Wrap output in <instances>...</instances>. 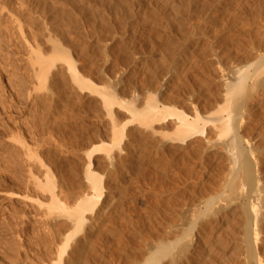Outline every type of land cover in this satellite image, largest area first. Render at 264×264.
<instances>
[{
    "label": "bare ground",
    "instance_id": "6f19581e",
    "mask_svg": "<svg viewBox=\"0 0 264 264\" xmlns=\"http://www.w3.org/2000/svg\"><path fill=\"white\" fill-rule=\"evenodd\" d=\"M146 1L147 0H142V3H144L145 6H146ZM198 1L199 0H193V2H194L193 7L194 8L198 7V5H199ZM220 1L218 3H220ZM145 6L143 7V11H142L143 14L145 11L144 8H146ZM157 7L162 8L163 5L161 7L160 5L158 6V4H157ZM214 7L215 6L213 5V8ZM216 7H215V9H213L212 13L215 12L214 10H216ZM28 8H30V7H28ZM74 8H75V6H74ZM242 8H240V9H242ZM173 9H174V7L172 8V11H173ZM78 10H80V9H78ZM8 11H10L11 12L10 14L15 17L14 20H16V23L18 24V28L20 29V27H22V24H21L22 21H20L21 16L18 14V17H20V18H18L17 16L14 15L16 12L14 14H12L13 10H8ZM22 11L23 10H21V12ZM80 11H78L79 14H80ZM175 11H176V9H175ZM222 11L223 10H221V12ZM225 11H227V10H224V13L223 12L222 13L226 14ZM221 12H220V14H221ZM259 12H261V11H259ZM210 13H211V11H210ZM214 14L216 15V13H214ZM218 14L219 13H217V16H218ZM25 15H27V14H25ZM260 15L261 14H259V16ZM69 16H71V15H69ZM38 17L40 18V16H38ZM212 17H213V15H212ZM219 17L220 16L214 17L212 19H205L203 17L202 18L204 19L205 22L206 21L209 22V24H211V26H212V24L214 25V22L216 24V22H218V20H220V19H218ZM27 18H29V17H27ZM208 18H211V17L209 16ZM235 18L237 19L236 16H235ZM49 19H50V17H49ZM63 19H61V21ZM157 19H159V18H157ZM239 19H240V17H239ZM12 20H13V18H12ZM25 20H27V19H25ZM77 20L79 21V19H77ZM155 20L156 19H154V21ZM225 20H226V18H225ZM8 21H10V20H8ZM67 21H66V23H67ZM170 21H172V20L170 19ZM180 21H181V19H180ZM48 22H50V21H48ZM156 22L158 23L159 20H157ZM205 22H203V23H205ZM211 22H213V23H211ZM234 22H235V19H234ZM239 22H241V19ZM5 23H7V22H5ZM13 23H15V22H13ZM25 23L28 24L27 21ZM33 23H35V22H33ZM33 23H31V25ZM66 23H65V26H63L61 23H59L63 27L61 25H59V26H61V27H58V29L60 31L58 29L57 30L55 29L56 30L55 33H57V31H59V33H57V35L61 34L62 37L64 38V43L68 42V44H70L68 46H70V48L71 47L73 48V50H72L73 52L71 51L72 53H69V51H68L69 47L66 48L67 45L65 47V46H63L64 45L63 42H62L63 45L59 42V39H61L60 37L56 38L57 35L55 37V36L51 35V33L48 36L46 35L48 37V39L45 38V40L47 39L46 40L47 44L48 43L50 44V47L48 45V48H50V49L47 48L48 49L47 52H49V50H51L49 53H47L45 51V49H44L45 52L43 51V48L41 49V47H42L41 45H43V44H41V45L38 44L40 42L38 40L33 39L34 36L32 37V40H35V42L33 41L34 45L28 43V45H30L29 46L30 52L28 51L29 57H27L28 58L27 62L29 63V65H31L32 70H34V71H32V74L34 73L35 76L37 77V78H35V76H34V78L38 79V81H41V82L45 81L47 78V75L51 71V69L53 70V68L55 69V67H56V69H58V70H56V73L53 72L52 74H54V73H55V75L58 74L59 75L58 79H60V80H61V78L63 80L65 78V75L66 76L68 75L67 77L69 79H67V80H69L70 83L72 84L71 87L72 86L74 87V88L72 87L73 89H75L74 93L77 91L80 93V95L83 93L84 94L87 93L88 95H95L96 98H95V96H91V97H94L95 99H97V98L99 99V102L101 103V105L104 109L103 111L106 112L105 113L106 115L107 114H113L114 112H116V113L113 115H116L117 112H121L122 114L125 115V116L121 115V116H123V119L125 117H127V118L125 121H123V123H121V125L120 124L117 125L115 122H112L114 117L111 119V124H110L111 129H110V133H109L110 139L108 140V142L106 140L104 141V139H106V137L105 138L102 137V139L101 138L99 139V137H96V138L94 137L95 139L92 138L93 141L92 140L90 141L91 142L90 147L88 146L89 147L88 150L86 152L84 151L85 153H83V155L85 156L84 158H86L84 161L87 162V164L85 162V165H87V166L85 167V169L83 168V172H82L83 177L81 176L82 177L81 181L83 182L82 185H85V189L82 190L79 187L75 186L77 189L82 190V191L78 190L81 193L77 192L76 191L77 189L76 190L73 189V186L75 183L73 182L74 183L73 184L71 181H69L70 179L68 181L71 182V184H73V186L70 184L72 186V189H71V187L67 186V184L69 185V182L67 184L65 183L66 185H64L65 186L64 187L63 184L62 185L59 183L57 184V182L54 180L53 176H51L48 172H46V173L43 172L45 174V175L42 174V175H44V181H43V183H42V181L38 182V186L43 189V191H41V193L42 192L44 193L45 191H47V193H49V196H50V199H49L50 203L46 204L47 206L45 207V208H47L46 209L47 211L44 209L43 210L46 211V213H48V216L50 215L49 216L50 218L52 217L51 218L52 221L54 219H61V220L64 219L65 224L69 225V226L67 225V227L68 228L71 227L70 232H67L66 226H65L66 227L65 229H64V227H62L63 228L62 231L65 234H62L61 232L58 234V235H60L59 237H61L63 235L64 236L61 239L59 238L60 241L62 239H63V241H62V243H60L59 246L57 245L58 246V252H57V256H55L56 260L53 261L52 264H90V263H88V262H90L88 259V256L85 255L86 251L88 250L87 248H89L91 246L94 247L96 242L100 238H102L101 237L102 234H105V233L108 234L109 232L111 233V230L113 229L111 225L106 227V225H107L106 223L108 221L109 222L111 221L112 213L114 211L113 202H114L115 197H114V195L111 194V192H110L111 190H108V188L111 186L109 185L110 184L109 180H108V184H107L109 187L106 185V181H104L105 176L106 177L110 176L114 180L118 181L121 177H123L125 175V173L128 174L129 170L132 169L133 166L142 167V168L148 166V164L153 165V167L155 165L160 166V163L162 162V159H163L162 157L165 156V154L169 155V156L171 155L172 159L173 158L176 159V158L180 157L183 160L188 155L192 156V158L195 159L193 162H191V163H193L192 166H194V168H192L190 166L192 168V171H195V170L197 172L199 171L201 173V176H203L204 178H208L210 173L213 171V168H216V166L218 167V165H220V164L224 163L227 166L228 170L224 174L222 179L219 180V182L218 181L214 182V184L219 183L217 186L216 185L214 186L213 182H212L211 184L214 187L210 188L211 186L209 184V186H210V187L208 186L209 189H208V187H207V190L203 189L202 191H204V192L202 194L199 193L201 195H199L197 197V199L195 197V200L192 203V205H190V206L188 205V207L184 210V212L182 211V213H184V214H182L183 216L181 215L179 217H182V220H184V222L178 223V221H177V222H173V224H171V222H170V224H169V222H168L169 220H168L167 222L169 225L166 226V228H165V226L164 227L162 226L163 229L165 228V230L164 231L162 230L163 232L161 231L162 232V233L160 232L161 234L158 233L159 236L154 241L155 242L154 246L151 247V244H150L151 249L149 248L150 250H149L148 255L145 256L146 257L145 259L142 258V259H144V261L139 263V264H218V263H220V262H218L220 259L224 260V258H226L225 257L226 254L224 251H226V252L230 251V252L234 253L233 254L234 257L236 256L238 259H241L242 262L239 264H264V19H263V23L261 22L262 25L260 24L261 25L260 27H262V30L261 31L259 30L258 34L255 32L256 35L258 36V38L256 40L257 42L255 40L252 42L253 46H252V49L251 48L250 49L253 52H251V51L249 52V50L247 52V50H246V52H242V55H240L238 53L240 56L237 57V60L235 61L236 63L233 61L234 64L232 65V67L230 66L231 68L228 69L227 71H226L227 68L224 69L222 67L221 57L218 56L220 51L218 50L219 52L217 53V51H216L217 49L215 50V48L213 46L214 44H211L210 41H209L210 45L207 44L208 48H209V52H210L209 54L210 55L207 57H202V56H205V54L202 56L197 55L196 49L202 43V40H203L202 38H206L207 35H205V33L203 31H200L202 29V27L199 28L197 23H195V22L194 23H192V21L188 22V24H190V26L187 24L188 29L186 28V30H188L187 31L188 35L185 33L186 38L184 37L185 39L183 40V42H181L179 44V46L173 45V46H176V48H178L179 50L176 53L171 52L172 53L171 55H166L165 53H163L164 50L163 51L161 50L163 47L168 46V44H167L168 41H166V43H165L164 41L167 39L164 38L165 40H161L163 38H161V36H159V34H158L160 39H157V40L160 41V43H161L160 46H162V48L161 49L158 48V50H155L156 52L154 51L155 53H152V54H150V52H149V51H151L150 48H149L150 50L148 51L150 56H152V57L154 56V58L157 60L158 64H155L156 60L154 62L151 61V59H150L151 57L150 58L146 57L144 50L147 51L148 48L145 45H143L145 47H142L143 41H141V40L147 38L148 34H146V32L144 31L145 28H143V29L140 28L138 35H137V42L138 43L137 44L134 43V44H136V45H134L135 47L132 46L134 48L132 51L134 52L136 50L135 53L132 52L133 53L132 55L135 58H134V61L131 60L133 63L131 61H130V63L133 64L132 66L135 69L136 74H134V75L136 76L138 74L139 80H143V83H141V84L142 85L146 84V83L147 84L144 85L145 86L144 87V93H141L142 96H139L137 94L138 92L137 93L136 92L131 93L130 92L131 90L126 92L127 95L123 94V95H126L127 98L129 97L128 94H132V97H130V99H127V100H123L122 99L123 96H121V98H120L119 97L120 94H117V92H115L114 90L108 89L107 88L108 85H106V84H105L106 86L103 85V83L107 82V79H105L106 82L103 81L104 78L101 79V81H103V82H101L103 86H101L100 81L96 79L100 83V84H98L100 86H98L97 81H96L97 83H95V81H92V79H90L91 76L88 77L89 74L87 72H85L87 70V69H85V67L86 68L90 67V69H92V71L93 70L99 71V68H100V66H96V67L94 66L95 64L99 65V63L97 64L95 62L96 60H94L95 59L94 57H96L98 55L97 54L98 52L97 53L95 52L96 53V55H95V53L93 54V53H90V51H89V50H91L90 48L92 47V45L95 43H93L90 46V45H88V43L84 42L85 39L82 38V36H81L82 34L81 35L79 34V31H80L79 28H78L79 30H76V31H78V33L74 32V26L79 25V24H75L73 26V29H71L72 30L71 31L69 26H67L68 23H67V25H66ZM69 23H70L69 25H71L70 21H69ZM72 23L74 24L76 22H72ZM157 23H154V24H157ZM176 23H178V22L176 21ZM203 23H202V25H203ZM224 23H225V21H224ZM43 24H44V22H43ZM46 24H44V25L47 27ZM100 24H102V23H100ZM181 24H182V22H181ZM31 25H29V27ZM53 25L55 26V24H53ZM86 25H87V23H86ZM126 25H127V23H126ZM177 25H179V24H177ZM164 26H166V25H164ZM164 26L163 27L161 26L162 29L164 28ZM181 26H184V25H181ZM204 26H203V28H204ZM2 27H4V26H2ZM70 27H72V26H70ZM76 27L77 26H75V28ZM79 27H80V25H79ZM104 27H105V25L102 26L103 32H104V29H103ZM109 27L107 28V26H106L105 29L110 34L112 33L114 35L115 34V32L113 33L114 29L112 31V27L111 28H109ZM161 27H160L161 32H163L164 30L167 29V28H165L164 30H162ZM84 28H86V27H84ZM97 28H99V27H97ZM117 28L120 29L119 27H117ZM154 28L156 29L155 26H154ZM215 28H216V26H215ZM257 28H258V26H257ZM118 29L117 30L115 29V31H118ZM179 29H181V28L179 27ZM212 30H213V28H212ZM6 31H7V29H6ZM10 31H11V29H10ZM18 31H19L18 33H20L21 29ZM82 31L83 30H81V33H83ZM90 31H93V30L90 29ZM95 31H96V33L98 32V30H96V29H95ZM151 31H153V30H151ZM156 31L158 32V29H156ZM25 32H27V31H25ZM35 32H33V33H35ZM49 32H52L51 29H50V31H48V33ZM71 32H73L75 34L71 35ZM247 32H249V31H247ZM33 33H31V34L33 35ZM88 33L89 32H87V35H88ZM92 33H95V32H92ZM92 33H90V34H92ZM118 33L119 32H117V34ZM213 33H214V30H213ZM216 33H219V32H216ZM28 34H25V35L28 36ZM22 35L23 34H21L19 36H22ZM105 35L107 36V34H105ZM111 35L109 36V38L111 37ZM146 35H147V37H146ZM217 35H212L211 37H214ZM37 36H35V37H37ZM41 36H42V34H41ZM106 36H104V33H103L102 38H104ZM121 36H123V35H120V38L122 40L124 37L122 38ZM168 36H169V34H168ZM200 36L202 38H200ZM249 36H251V34ZM207 37H208L207 39L210 38L209 36H207ZM88 38H91V36L89 35ZM95 38L96 37L94 36V39ZM102 38H100V40ZM106 38L108 40V36ZM106 38L102 39L101 42L103 40H106ZM214 38H216V37H214ZM29 39L31 40V37ZM96 39L99 40L98 37ZM118 39H119V37H118ZM26 40H28V37ZM100 40H99V44H100ZM146 40L148 41V39H146ZM212 40H213V38H212ZM36 41H38V42H36ZM106 41L104 43L108 44L110 39L108 42H106ZM122 41L125 44L124 40H122ZM125 41H126V39H125ZM140 41L142 42V44ZM147 41H146V43H147ZM149 41H150V39H149ZM151 41H152L153 45L157 44L156 42H153V40H151ZM229 41H231V40L229 39ZM29 42L31 43V41H29ZM88 42H89V40H88ZM218 42H219V40H218ZM41 43H42V41H41ZM111 43H113V42H111ZM118 43H117V45H118ZM181 44H183V45L180 46ZM252 44H250V47ZM44 45H45V43H44ZM117 45H115V46L117 47ZM153 45H152V47L150 46L152 48V50H153ZM171 45L172 44H170V46ZM216 45H217V43H216ZM216 45H215V47H216ZM88 46H90V48ZM109 46H110V44H109ZM119 46H120V43H119ZM96 47H97V42H96ZM96 47H95V50L97 49ZM128 47L129 46H127L126 48L129 49ZM93 48L94 47H92V51H95V50H93ZM99 48H100V52L103 55L109 54V53L108 54L105 53V51H106L105 46L100 47V45H99ZM111 48H113V47H111ZM145 48H147V49H145ZM216 48H219V47H216ZM231 48H232V46H231ZM117 49L118 48H116V50ZM123 49H125V47ZM127 49H125V51H127ZM110 51H112V50L110 49ZM119 51H121V50H119ZM234 51H235V49H234ZM130 52H131V50H130ZM73 53L76 56V58H78L77 59L78 61L80 59V61L83 60L84 63H86L85 60H88V62L86 63L88 66L87 65L84 66L85 64L83 65L84 66L83 69L85 70L84 73L86 75L83 74V70H81L80 67H77L76 62H78V61H76ZM101 53H99L100 58H101V56H100ZM112 53H111V55H112ZM118 53H120V52H118ZM128 53H129V51H128ZM117 55H119V54H117ZM147 55H148V53H147ZM123 56L120 55L119 58H121V57L123 58ZM103 57H105V56H102V59L104 61V62L102 61V64L106 63V60H107V59L105 60ZM127 58H124V59L126 60ZM234 58H236V57H234ZM112 60L114 61L115 59H112ZM125 60H123V61H125ZM128 60L129 59H127L126 61H128ZM80 61H79V63H80ZM118 64H120V63H118ZM123 64H127V63L123 62ZM115 67H114V70H115ZM121 67H124L123 70L127 69V66L126 67L121 66ZM109 68H111V67H109ZM107 70H109V69L107 68ZM131 71H133V69L130 70V72ZM120 72H121V70H120ZM123 72H125V71H122V73ZM64 73H66V74L64 75ZM115 73H116V71H115ZM55 75H52V77L54 78ZM94 76H93V78H95V77L97 78V76H95V77ZM106 76H108V75H106ZM115 76L116 75H114V77ZM117 76H118V74H117ZM120 76H119V78H120ZM135 76H133V77H135ZM136 77H138V76H136ZM136 77L134 78L133 81H137ZM100 78H102V77H100ZM131 78H132V76H131ZM65 80H63L61 85L64 84ZM93 80H95V79H93ZM110 80H109V82H110ZM145 80H147V82ZM125 81L127 82L128 80H125ZM51 82H49V83H51ZM66 82H68V81H66ZM116 82H119V81L117 80ZM116 82H114V83H116ZM126 82H124V83H126ZM128 82H130V80ZM55 83L56 82H54V84ZM120 83H122V82H120ZM135 83L136 82H134V84ZM66 84L67 83H65L64 86ZM68 85H69V83H68ZM129 85L132 86V83H130ZM142 85H140V87H143ZM135 86H137V85H135ZM58 87H60V82H59ZM65 87L67 90L68 86L66 85ZM134 87H133V89H134ZM140 87L138 86V88H136L135 91L139 90ZM57 88H56V90H57ZM50 89H51V85H50ZM63 89H65V88L63 87ZM114 89H116V88L114 87ZM61 90H62V87H61ZM122 90H123V88H122ZM63 91L64 90H62L61 92H63ZM140 92H143V91H140ZM140 92H139V94H140ZM79 93H76V94H79ZM135 93L137 95H135ZM65 94H66V91H65ZM62 96H64V94ZM82 97L80 99H83ZM89 97L90 96H88L87 98H89ZM125 97H124V99H126ZM84 98H85V96H84ZM48 113H49V110H48ZM108 116H110V115H108ZM118 123H120V122H118ZM75 141L77 143V140H75ZM70 143H71V145L73 144L72 142H70ZM70 143H68V144L70 145ZM74 145H76V144H74ZM76 148H78L77 145H76ZM28 149H27V152L29 154V152L31 150L28 151ZM31 155H32V153H31ZM34 155H32V157ZM100 155H102L101 158L103 159L102 161H104V164H105V167L102 164L103 165L102 167H104L103 169L100 168V169H102V171L98 167L99 166L98 164H100V163H98V160L96 161V159L98 158L97 156H100ZM39 164H40V162H39ZM39 167H42V166L40 165ZM163 167H165V166H163ZM148 168H150V167H148ZM187 169H188V167H187ZM217 169H219V167ZM184 173H186L187 175H191L190 172L189 173L184 172ZM71 174H69L71 176L70 178H72V176L75 173L72 175ZM76 174H78V173H76ZM117 175L118 176L120 175L119 178L117 177L118 179L116 178ZM181 175H182V173H181ZM198 175H196V176H198ZM73 177H75V176H73ZM182 177H183V175H182ZM211 178L212 177H210V179ZM214 178H215V176H213V179ZM201 179H202V177H201ZM66 180L64 179V181H62V182H65ZM60 181L61 180H59V182ZM74 181L76 182V180H74ZM174 181H176V180H174ZM62 182H60V183H62ZM208 182H210V180ZM79 183H81V182H79ZM113 183H116V181L115 182L113 181ZM202 183H205V181ZM34 185L35 186L37 185L36 182ZM77 186H80V185L78 184ZM195 187H196V185H195ZM40 188H39V190H41ZM34 189H36V188H34ZM72 190H75V191H72ZM196 192H198V191H196ZM194 193H195V191H194ZM61 198L64 200L67 199V201L63 202V200H61ZM191 202H192V200H191ZM189 204H191V203L189 202ZM39 205H41V204H39ZM43 214H44V212H43ZM54 222H51V225ZM62 222H64V221H62ZM167 222H165V223H167ZM58 224H59V222H58ZM54 225H55V223H54ZM54 225L52 226L55 229V230L53 229V231L57 232L56 231L57 226L55 225L56 226L55 227ZM60 226H61V224H60ZM234 235H237V237H234ZM107 241H110V238L107 239ZM91 248H89V249L92 250ZM218 248H221V250H223V252H220V254H219L220 259L218 258V261H217L216 257L212 258L211 253L214 250H217ZM232 253H231V255H232ZM228 255H229V253H228ZM230 256H229V258H230ZM225 261H227V260H225Z\"/></svg>",
    "mask_w": 264,
    "mask_h": 264
},
{
    "label": "rangeland",
    "instance_id": "374dc122",
    "mask_svg": "<svg viewBox=\"0 0 264 264\" xmlns=\"http://www.w3.org/2000/svg\"><path fill=\"white\" fill-rule=\"evenodd\" d=\"M219 1L220 0H199L198 7L194 8L193 0H147L146 6L144 5V3H142V0H0V7H1L0 8V264H50V263L52 264V262L56 260L55 256H57L58 246L63 241V239L61 241L60 239L64 236L63 235L59 237L60 235L58 234L60 232L62 234H65L62 231L63 230L62 227H64L65 229L68 224H65L64 219L61 220V219L53 218L54 220L52 221L51 219L52 217L50 218L49 217L50 215L48 216V213H46L47 208L45 207L47 206L46 204L50 203L49 202L50 196H49V193H47V191H45L46 193L45 192L41 193L43 189L38 186V182L42 181L43 183L44 175H45L43 172L45 173L48 172L51 176H53L57 184L58 183L61 185L63 184L64 186L69 181H71L72 183L73 182L75 183V184L73 183L74 184L73 186V184L69 182V185L71 184L73 186V189L76 190L77 189L76 187H79L82 190L85 189V185H82L83 182L81 181L83 177L82 175L83 168L85 169V167L87 166L85 165L86 161L84 160L86 158H84L85 156L83 155V153H85L90 147V143H91L90 141L91 140L93 141V139H95L96 137H99V139L100 138L102 139V137L103 138L106 137L104 141L106 140L108 142V140L110 139L109 133L111 129L110 127L111 119L114 117L112 122H115L117 125L119 124L121 125V123H123V121H125L127 118L125 117L123 119V116L121 115H124V114H122L121 112H117V114L119 113L118 115L117 114L113 115L116 112H114L113 114L106 115L105 114L106 112L103 111L104 109L101 103L99 102V99L98 98H97L98 100L95 99L96 98L95 95H88L87 93H85L86 95L84 93L80 95V93L77 91L74 93L75 89H73L74 88L73 86H72L73 88L71 87L72 84L70 83L69 80H67L69 79L67 77L68 75L66 76L65 75L66 73H64L65 78L63 80L66 79L64 81V84L67 83L66 85L68 86L67 87L68 89L66 90V87H65L66 85L65 86L64 84L61 85L63 82L62 78L60 80L58 79L59 75L58 74L55 75L56 70H58L56 69V67L55 69L53 68V70L51 69V71L48 73L49 76L47 75V78L45 81L41 82V81H38V79H35L37 77L35 76L34 73L32 74V71L34 70H32L31 65H29V63L27 62L28 61L27 57H29L28 51L30 52V47H29L30 45H28V43L34 45L33 41L35 42V40H38L40 42L38 44L40 45L43 44L41 45L42 46L41 49L43 48V51L45 49V51L47 52L48 49H50L48 48V45L50 47V44L49 43L47 44L46 40L48 39L47 36L50 33L51 35L56 37L57 33H59L60 31L58 27H61L62 25L65 26V23L67 20H68L67 21L68 25L67 23L66 25L69 26L70 30L73 29V26L75 24H79L81 28L79 27V25H75L77 26L76 27L77 29L74 26V32L78 33V31L76 30L80 29L79 34L80 35L82 34L81 35L82 38L85 39L84 42L88 43V45L90 46L93 43H95L93 44L94 46L92 45V47H94L93 50H95L96 42H97V47H96L97 49L95 51H92V47L91 48L90 46L88 47L91 49L89 50L90 53L94 54L95 52L96 53L98 52L97 53L98 55L94 57L95 58L94 60H96L95 62L97 64L99 63V65L95 64L94 66L95 67L100 66L101 69L99 68V71L97 70L92 71L90 67L88 68L85 67V69H87L85 71L83 68L84 66L87 65L86 63L88 62V60H85L86 63H84L83 60H81L82 61L81 62L79 59L81 63L80 64L79 61L77 60L78 58H76V56L73 53L76 61H78L76 62L77 67H80V69L83 70V74H85L84 71L87 72L89 74L88 77L91 76L90 79H92V81H95V83L98 82L97 80H99L100 83L103 81L106 82L105 79H107V82L103 83V85L104 86L108 85L107 87L108 89L114 90L115 92H117V94H120V96L118 95L120 98L121 96H123L122 99L127 100V99H130V97H132V94H128L129 97L127 98L126 92L131 90L130 91L131 93L138 92L137 94L139 96H142L141 93H144V87H145L144 85L147 84L146 83L147 80H145L146 84H143V85L141 84L143 83V80H139L138 74L136 75L138 77L134 75L136 73H135L134 67L132 66L133 65L132 61H134V58H135L133 57L132 54L136 52V50L134 52L132 50L134 49L133 47H135L134 45L138 43L137 35H138L140 28L141 29L145 28L144 31L146 32V34H148V37L146 35L147 38L141 40L143 41V44L141 41L140 42L142 44V47L146 46L148 48V49L145 48L147 49V51L144 50V52L146 54V57L148 58L151 57L150 59L153 62L156 59L154 58V56L153 57L150 56V54L155 53L156 52L155 50H158V48L159 49L162 48V46H160L161 44L160 41L157 40V39H160L159 36L163 38L161 40L167 39L164 41L165 43L166 41L169 42V43L167 42L168 46H165L161 49L162 51L164 50L163 53H165L166 55H171L172 54L171 52L176 53L178 52L179 49L173 45L179 46V44L183 42V40L186 38L185 35L187 34V31H188L186 30V28L188 29L187 26L188 25L190 26L188 22H191V21L192 23L194 22L197 23L199 28L202 27V29L201 30L199 29V30L203 31L205 35L210 37L209 39H207L208 38L207 36L206 38H202L200 36V38H202L203 40H202V43L199 45V47H197L196 49L197 55L202 56L205 54V56H202V57L209 56L210 52H209L208 45H210V43L214 44L213 46L215 50L217 49L216 50L217 53L220 51L219 55L218 54L217 55L221 57L222 67L224 69L227 68L226 71L232 67L234 62L237 60V57L242 55V52H246V50L247 52L248 50L249 52L251 51L252 46H253L252 42L254 40L256 41L258 38L256 33L258 34V31L262 30V27L260 26L262 25L263 19H264V14H263L264 13V0H228V1L221 0L220 3H218ZM157 4L158 6L160 5L161 7L163 5V7L158 8ZM213 5L215 7L217 5L220 7L219 8L217 6L218 7V8L216 7L217 11L214 10L215 11L214 13H216V15L212 13L213 9H215V7L213 8ZM74 6L76 9L74 8ZM144 6L146 8H144L145 11L143 14L142 11H143ZM28 7H30L31 9ZM173 7L174 9L172 11ZM20 9L23 11L21 12ZM78 9H80L81 11ZM8 10H13L12 14L16 12L14 15L17 17H18V14L21 16L20 21H22L21 23L22 27H20L21 29L20 33H18L19 32L18 30L20 29L18 28V24L16 23V20H14L15 17L12 16L10 14L11 12ZM221 10H223L222 11L223 13H224V10H227L225 11L227 15L223 14ZM78 11H80L81 15L79 14ZM219 11L221 12V14ZM24 13L27 15H25ZM217 13H219L218 16H220L218 19L220 20L222 19L221 21L218 20V22H216L217 25L214 22V25L212 24L211 26L209 22L206 21L207 22L206 23L204 21L203 18L212 19L214 17H218ZM259 14L261 15L259 16ZM37 15L40 16L41 19ZM209 16L211 18H208ZM235 16L237 17V19L235 18ZM156 17L159 19H157ZM239 17L241 19V22H239L240 21ZM179 18L181 19V21ZM225 18L227 21L225 20ZM233 18L235 19V22ZM61 19L63 20L61 21ZM77 19H79L80 22ZM154 19L156 20L154 21ZM170 19L172 21H170ZM157 20H159L158 23L156 22ZM26 21L28 22V24L25 23ZM69 21L71 22V25H69L70 24ZM176 21L178 23H176ZM43 22L44 24L47 23L46 24L47 27L43 24ZM72 22H76V23L73 24ZM201 22L202 23L205 22V23H203L202 25ZM31 23L33 24L31 25ZM59 23H61L62 25ZM154 23H157V24H154ZM53 24H55V26ZM29 25L31 26L29 27ZM104 25L105 27L107 26V28L109 26H110L109 28L112 27V31L114 29L113 33L115 32V34L113 35L111 33L112 34L111 35L105 29V27L103 28L104 29V32H103L102 26ZM181 25H184V26H181ZM154 26L156 27V29H158V32L156 31ZM161 26L162 27L164 26V28L162 29ZM117 27H119L120 29H118ZM160 27L162 30H164L165 28L167 29L161 32ZM179 27L182 30L179 29ZM5 28L7 29L8 32L11 29L10 31L11 33L10 32L8 33ZM212 28L214 30V33H213ZM50 29L55 35L52 32L48 33ZM55 29L56 30L58 29L59 31L55 33L56 32ZM90 29H92L93 31H90ZM95 29L98 30V32L99 31L100 32L96 33ZM115 29L116 30L118 29V31H115ZM81 30H83L82 31L83 33H81ZM87 32H89L88 35H87ZM92 32H95V33H92ZM117 32L119 33L117 34ZM216 32H219V33H216ZM31 33H33V35ZM90 33H92L93 35ZM103 33H104V36H106L105 34H107L108 40L106 38L107 36L102 38ZM167 33L169 34V36ZM249 33L251 34V36H249L250 35ZM21 34L23 35L19 36ZM25 34H28V36ZM72 34L74 35L75 33L71 32V35ZM109 34L111 35L110 38H109L110 36ZM58 35L56 38H59V37L61 39L63 38L61 34H58ZM89 35L91 36V38H88ZM120 35H123L121 37L122 38L124 37L122 40H124L125 44L121 40ZM212 35H217V36H214L216 37L214 38V37H211ZM29 36L31 37V40L29 39L30 38ZM33 36H34L33 39L35 40H32ZM94 36L96 38L98 37L99 40L100 38L102 39L106 38L107 41L103 40L101 42L102 40L101 39L100 44H99V40L96 38L94 39ZM27 37H28V40L31 41V43L28 40H26ZM45 38L47 39L45 40ZM61 39H59V42L63 45L64 38L62 40ZM146 39H148V41ZM229 39L231 41H229ZM88 40L89 42L91 41L92 43L90 42L91 43L90 44ZM151 40L157 43L155 44L156 46L152 44ZM218 40L220 43L218 42ZM105 41L106 42L109 41V43L105 44L104 43ZM117 41L118 42L120 41L119 42L120 46ZM111 42H113L114 44ZM116 42L118 43V45ZM151 44L153 45V50L151 48L152 47ZM170 44L172 45L170 46ZM250 44H252L251 47H250ZM68 45L70 44L66 42L64 43L63 46H65L66 48L69 47L68 51L69 53H72L73 48L72 47L70 48V46ZM99 45L100 47L105 46V50L107 51V52L105 51V53L106 54L109 53L110 55L109 54L103 55L100 52ZM115 45H117V47ZM182 45L183 44H181L180 46ZM215 45L216 47H219V48H216ZM127 46H129L128 48L131 50V52L129 49L126 48ZM231 46L233 49L231 48ZM122 47L123 48L125 47L127 51H125V49H123ZM109 48L112 51H110ZM116 48L118 49L116 50ZM149 48L151 49L152 52L149 51L150 50ZM114 50L116 52L117 51L120 52L121 54L118 52L116 53ZM50 51L51 50H49V52ZM148 51L150 52V54ZM146 52L148 53V55ZM99 53H101L100 54L101 58L99 57ZM122 54L123 55L125 54V55L123 56ZM120 55L123 56V58L122 57L119 58ZM102 56H105L103 57L105 60L107 59L106 63L102 64V61H103ZM124 58L129 59L128 60L129 62L126 61L127 59L125 60ZM112 59H115V60L113 61ZM130 61L132 63H130ZM123 62L127 64H123ZM155 64H158L157 60ZM120 65L125 66V67L127 66V69L123 70L124 67H121ZM114 67H115V70H114ZM107 68L109 70H107ZM132 69L134 71V72L131 71L133 74L130 72V70ZM104 71L105 72L107 71L108 73L107 72L105 73ZM122 71H125V72L122 73ZM53 72L55 73L52 74ZM105 74L108 76H106ZM52 75H55L54 78L52 77ZM94 75L97 76V78ZM114 75L116 76L114 77ZM93 76L95 78H93ZM133 76L136 77L137 81H133L135 78ZM103 78L104 80L101 81V79ZM51 79L54 82H56L55 83L56 85ZM117 80L119 82H116ZM125 80H128V81L130 80V82L128 81L126 82ZM49 82H51L52 84ZM59 82H60V87H58ZM134 82L136 83L134 84ZM100 83L98 82L97 85ZM130 83H132V86L133 85L134 86L137 85V86L135 87L133 86L134 87L133 89V87L129 85ZM50 85L53 91L50 89ZM100 85L103 86L102 83ZM140 85H142L143 87H140ZM138 86L140 87L139 90L143 92H140L139 90L135 91L136 88H138ZM61 87H62V90H64L63 92H61L62 91ZM63 87L65 89H63ZM114 87L116 89H114ZM65 91H66V94H65ZM76 93H79V94H76ZM136 93L135 95H137ZM63 94L64 96H62ZM123 94H126V95H123ZM88 96L90 97L87 98ZM91 96H95V98ZM81 97L83 99H80ZM124 97L126 99H124ZM48 110H49V113H48ZM75 140H77V143ZM67 142L68 143L72 142L73 144L71 145L70 143L69 145ZM74 144H76L78 148H76V145ZM26 148L27 149L29 148L28 151L31 150L29 154ZM31 153L32 155L34 154L35 155L32 157ZM97 157L98 158L96 159V161L98 160V163H100V164L97 163L99 165L98 167L99 169L100 168L103 169L105 167V164H104V161H102L103 160L101 158L102 155L97 156ZM170 157L171 155L169 156L165 154V156L162 157L163 159H162V162L160 163V166L155 165L153 167V165L151 164H148V166L143 167V168L133 166L132 169L129 170V173L126 174L124 172L125 175L123 174L124 176L121 177L118 181L114 180L110 176H109L110 178L105 176L106 179L104 178V181H106V185L108 184V180H109V183H110L109 185L111 186L109 187L107 185L109 187L108 190H111L110 191L111 194L114 195L115 197L114 202H113L114 211L112 213L111 221L110 222L108 221L106 223L107 224L106 227L111 225L113 229L111 230V233L109 232L108 234L107 233L102 234L101 236L102 238L99 239L100 241L98 240L94 247L92 246H91L92 248L89 247L92 250L87 248L88 250L86 251L85 255L88 256V259L90 261L88 263L90 264H119V263L120 264L121 263L122 264H129V263L134 264L136 262L135 264H139L143 262L144 259L146 258L145 256L148 255L151 247L154 246V243H155L154 241L157 239L159 234H161L165 230L166 226H168L170 222L171 224L177 221L178 223L184 222V220H182V217H179L182 214H184L182 213V211L184 212V210L188 207V205L189 206L192 205V203L195 200V197L197 199V197L204 192L202 191L203 189L207 190V187L209 186V184L211 186V187L209 186L210 188L214 187L215 185L217 186L219 183L214 184V182H217V181L219 182V180L222 179V177L228 170L227 166L223 163V164L218 165L219 169H217L218 168L217 166L216 168H213V171H212L213 173L212 172L210 173L211 176L209 175L208 178H204L203 176H201V173L199 171L198 172L196 170L192 171V168H194V166H192L193 163L191 162L195 160L194 158H192V156L188 155L184 158V160L180 157L176 159L175 158L172 159V157L171 158ZM102 164L104 165V167H102L103 166ZM38 165L39 166L41 165L42 167H39ZM186 166L188 167L189 170L187 169ZM102 169L100 170L102 171ZM184 172H187V173L190 172V174L191 175L193 174V175L192 176L187 175ZM71 173L74 174L73 176L75 177L72 176V178H70L71 176L69 174ZM119 176L117 175L116 178L117 177L119 178ZM213 176H215L214 178L215 180L213 179ZM62 177L65 180L67 179L66 180L67 182L66 181L62 182L64 181ZM210 177L212 178L210 179ZM58 179L61 180L60 182L62 183H60ZM74 180H76V182ZM209 180L210 182H208ZM113 181L114 182L116 181V183H113ZM201 181L202 182L205 181V183H202ZM35 182L37 184L36 186L34 185ZM212 182L214 186H212L211 184ZM76 184L77 185L79 184L82 188L80 186H77ZM69 185L67 184V186L71 187L72 189V186L71 185L69 186ZM39 188L41 190H39ZM80 189H77L76 191L77 192L82 191ZM75 190H72V191H75ZM61 200H63V202L67 201V199L64 200L62 198ZM189 202L191 204H189ZM43 209L46 211H44ZM167 221L169 222V224ZM51 222H54L55 225L57 226L56 228L57 232L53 231L54 227L52 226L54 225V223H52L51 225ZM162 226L163 227L165 226V228L163 229ZM70 230H71V227L69 228L67 227V232H70ZM234 237H237V235H234ZM109 238H110V241H107V239ZM150 244H151V247H150ZM220 250L221 248H218L217 250H214L211 253L212 258L216 257L217 261H218V258L220 259L219 257L220 252H223V250L221 251ZM224 252L226 254L225 255L226 258H224V260L220 259L221 261L219 260L218 262L220 263L218 264H237V263L239 264L242 262L241 259H238L236 256L234 257L233 255L234 253L230 251L229 252L224 251Z\"/></svg>",
    "mask_w": 264,
    "mask_h": 264
}]
</instances>
